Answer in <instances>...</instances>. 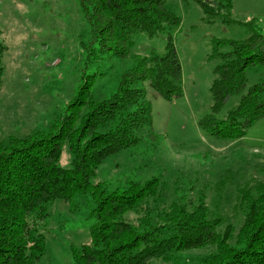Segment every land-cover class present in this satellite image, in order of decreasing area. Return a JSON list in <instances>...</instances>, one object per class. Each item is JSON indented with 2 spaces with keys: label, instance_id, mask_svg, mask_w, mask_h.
I'll use <instances>...</instances> for the list:
<instances>
[{
  "label": "rangeland",
  "instance_id": "1",
  "mask_svg": "<svg viewBox=\"0 0 264 264\" xmlns=\"http://www.w3.org/2000/svg\"><path fill=\"white\" fill-rule=\"evenodd\" d=\"M206 1L219 15L208 17L195 0H168L179 25L152 38L135 34L131 56L120 58L114 53L92 55L88 50L90 25L79 0H0V45L4 48L0 142L49 132L68 114L69 105L87 81L93 80L94 102L110 99L118 91L122 75L135 67L132 56H164L168 38H172L182 66L183 96L170 101L158 95L149 82H138L134 88L144 90L151 103L153 136L145 131L137 145L106 159L92 183L102 184L111 193L157 179L156 195L143 204L150 211L128 213L126 221L137 228L140 220L150 218L154 225H164L158 218L173 209L193 213L204 207L210 220L224 223L219 233L228 225L233 227L230 245H236L248 206L264 188V118L237 140L211 137L199 121L211 111L214 71L222 64L212 58L216 42L244 41L253 30L264 35V0H232V15L224 0ZM231 51L229 45L220 49L221 53ZM247 80L244 92L231 97L218 118L226 117L250 87L264 81V67L248 69ZM87 113L88 107H84L80 117ZM59 165L73 168L67 145ZM96 207L91 195H79L72 204H50L49 218L38 228L47 242V253L38 264H75L73 247L90 244V230L97 223ZM215 252L214 246H206L152 264H197Z\"/></svg>",
  "mask_w": 264,
  "mask_h": 264
},
{
  "label": "trees",
  "instance_id": "2",
  "mask_svg": "<svg viewBox=\"0 0 264 264\" xmlns=\"http://www.w3.org/2000/svg\"><path fill=\"white\" fill-rule=\"evenodd\" d=\"M195 1L208 17L219 15L213 4ZM224 1L232 15L233 1ZM79 2L90 25L88 50L92 55L114 53L128 58L135 34L152 38L181 22L168 0ZM226 45L232 51L221 53ZM3 52L0 45V86ZM212 58L222 60V64L214 71L211 111L199 126L216 139L237 140L264 118V81L250 87L226 117L218 115L231 97L244 92L247 70L264 67V35L253 30L244 41L218 40ZM132 59L135 67L122 75L119 89L110 99L94 102L93 80L87 81L69 105L68 114L49 132L0 142V264H38L47 253L46 238L38 228L49 218V205L56 201L72 204L79 195H91L96 202L97 223L91 227L90 244L73 247L75 264H152L159 259L172 261L177 254L206 246H214L216 252L197 264H264V188L248 206L236 245L231 246L233 227L228 225L219 233L224 223L210 220L204 207L193 213L173 209L158 218L164 225H154L150 218L140 220L137 228L126 221L128 213L142 211L145 200L154 198L157 179L111 193L102 184L92 183L106 159L137 145L145 131L153 136L151 103L144 90L134 88L138 82H149L158 95L170 101L183 96L182 66L172 38H168L164 56L152 53ZM84 107L88 113L80 117ZM112 122L114 128L110 127ZM101 128L108 131L100 133ZM66 145L73 155L72 169L59 165Z\"/></svg>",
  "mask_w": 264,
  "mask_h": 264
}]
</instances>
